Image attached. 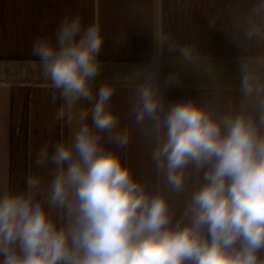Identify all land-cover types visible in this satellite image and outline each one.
Wrapping results in <instances>:
<instances>
[{
	"label": "clouds",
	"instance_id": "1",
	"mask_svg": "<svg viewBox=\"0 0 264 264\" xmlns=\"http://www.w3.org/2000/svg\"><path fill=\"white\" fill-rule=\"evenodd\" d=\"M132 12L150 52L123 78L98 82V19L68 14L54 41L33 43L60 101L52 120L71 133L36 151L43 174L0 191V264H264V0H222L211 22L235 53L228 81L185 30L186 10L175 28L165 0ZM133 146L153 182L134 170Z\"/></svg>",
	"mask_w": 264,
	"mask_h": 264
},
{
	"label": "crops",
	"instance_id": "2",
	"mask_svg": "<svg viewBox=\"0 0 264 264\" xmlns=\"http://www.w3.org/2000/svg\"><path fill=\"white\" fill-rule=\"evenodd\" d=\"M134 0H0V191L5 188L21 190L29 173H41L33 167L36 151L44 144L67 139L69 126L53 122L52 116L60 106L53 103L50 84L41 73L39 57L32 47L41 36L55 40L60 20L78 13L85 25L98 19L108 37L100 56L105 77L123 78L134 66L143 63L150 52L151 37L141 29L132 12ZM222 0H165V21L177 27L179 10H186L191 19L185 30L197 28V42L206 54L218 60L225 81L232 78L234 50L227 38L211 22L221 10ZM171 10V11H169ZM117 34L125 36L123 44H114ZM190 84L191 80L186 79ZM182 90L172 89L169 96L180 98ZM119 110L122 93L113 97ZM131 163L134 170L149 182L154 175L143 151L133 146Z\"/></svg>",
	"mask_w": 264,
	"mask_h": 264
}]
</instances>
